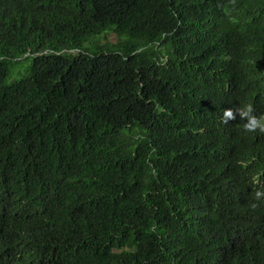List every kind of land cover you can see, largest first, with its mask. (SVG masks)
Here are the masks:
<instances>
[{
    "label": "trees",
    "instance_id": "1",
    "mask_svg": "<svg viewBox=\"0 0 264 264\" xmlns=\"http://www.w3.org/2000/svg\"><path fill=\"white\" fill-rule=\"evenodd\" d=\"M246 104L264 0H0V264H264Z\"/></svg>",
    "mask_w": 264,
    "mask_h": 264
},
{
    "label": "clouds",
    "instance_id": "2",
    "mask_svg": "<svg viewBox=\"0 0 264 264\" xmlns=\"http://www.w3.org/2000/svg\"><path fill=\"white\" fill-rule=\"evenodd\" d=\"M255 113L256 109L252 104L230 107L223 111L221 120L222 123L227 125L229 121H234L237 119V117H239L240 120L246 121V123H244L243 125L245 132H260L264 134V114L257 116ZM262 197H264V193H256L257 200L261 199ZM252 206L256 207L255 204H253Z\"/></svg>",
    "mask_w": 264,
    "mask_h": 264
}]
</instances>
